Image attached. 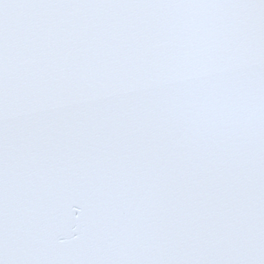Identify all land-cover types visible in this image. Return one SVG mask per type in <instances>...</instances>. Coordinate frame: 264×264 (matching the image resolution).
I'll list each match as a JSON object with an SVG mask.
<instances>
[{"label": "snow or ice", "instance_id": "6c2138e0", "mask_svg": "<svg viewBox=\"0 0 264 264\" xmlns=\"http://www.w3.org/2000/svg\"><path fill=\"white\" fill-rule=\"evenodd\" d=\"M0 264H264V0H0Z\"/></svg>", "mask_w": 264, "mask_h": 264}]
</instances>
